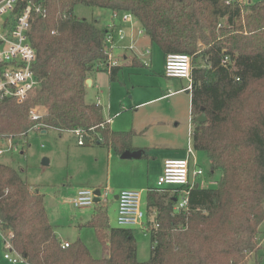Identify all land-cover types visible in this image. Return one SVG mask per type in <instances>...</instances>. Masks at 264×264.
Returning <instances> with one entry per match:
<instances>
[{
    "label": "trees",
    "instance_id": "1",
    "mask_svg": "<svg viewBox=\"0 0 264 264\" xmlns=\"http://www.w3.org/2000/svg\"><path fill=\"white\" fill-rule=\"evenodd\" d=\"M77 6L130 13L164 55L203 62L191 72L192 146L220 178L211 188L191 189L186 212L173 213L172 197L147 193L144 211L156 210L158 223L148 261L137 260L132 230L119 227L110 228L108 257L94 259L79 240L60 247L44 196L0 163V231L12 233L15 250L29 264H244L260 248L264 219V0H44L47 15L29 33L39 86L22 103L0 100V137L35 126L80 128L87 132L85 144L112 147L117 154L130 149L132 133L102 129L101 108L85 102L87 76L106 58L108 29L78 18ZM118 69L107 70L112 81ZM37 107L43 112L31 120L29 110ZM202 113L207 120L199 123ZM88 226L104 244L108 221L101 206Z\"/></svg>",
    "mask_w": 264,
    "mask_h": 264
},
{
    "label": "rangeland",
    "instance_id": "2",
    "mask_svg": "<svg viewBox=\"0 0 264 264\" xmlns=\"http://www.w3.org/2000/svg\"><path fill=\"white\" fill-rule=\"evenodd\" d=\"M238 1L245 5L260 0ZM74 14L78 18L94 19L98 20V22L100 20L99 25H105L106 21H109L111 12L105 9L77 6L74 8ZM238 24L239 21L236 22L235 26ZM152 47L151 56L147 57L150 60L149 68L137 64L122 67L118 75L119 81L116 84L112 83L117 88L114 90V95L110 96L109 84L103 81L99 90L94 87L86 88L85 102L101 106L102 114L105 117L107 115L106 110L102 109L106 104L110 103V98L114 101L120 100L123 96L125 99L122 102L123 104L133 100V94L136 89L133 86L135 82H149L150 84L158 81L161 87H168L167 82L160 80V78H163L158 75V71L162 68L163 56L155 45H152ZM191 62H193L192 67H198L203 64L198 59ZM173 83L178 86L175 89L180 88L182 83L186 85V82L180 80H175ZM138 99H140L139 96L136 97L135 94V100ZM117 111L120 112L119 117H116L111 126L118 122L127 126L125 128H133L131 139L135 140L136 145L146 148V156L141 159L120 160L114 158L112 162L108 163L107 156L101 154L98 162H96L94 146H78L76 138L68 131L51 128L41 130L40 127H34L29 130L24 137H14L12 142L17 146V151L4 152L0 155V163L14 168L32 189L38 190L44 196L48 219L53 224L56 233L71 240L69 238L73 236L74 232L77 233L79 228V230L83 231V237L88 243V247L92 250L94 248L97 250L98 257L101 254L103 255L104 250L94 228L77 225L79 219L90 216L93 213L95 205L86 209L74 207L72 203L74 197L71 195L70 190H67L69 184L67 182H70V177L74 176L76 179L90 174L92 178H90L87 188H98L102 193L106 190L109 191L107 201L102 204L104 206L101 209L105 210L107 207L109 226L118 228L112 207L114 194H119L123 190H139L140 187L144 186L156 189L160 154L155 153L154 150L158 144L166 142L164 140L176 142L183 149L191 145L188 93H180L168 100L152 102L135 110L132 108L124 111L118 109ZM111 113H114V109H111ZM43 131L45 133H42ZM4 144L8 145L5 142L1 145L3 146ZM191 147L195 152V163L203 170V175L198 177L196 183L201 187H213L208 183H217L220 173L213 172L211 174L207 156L203 152L195 151L192 145ZM169 156L180 157L183 154L171 153ZM43 159L49 160V163L43 165ZM95 186L97 188H94ZM146 191H142V203L146 200ZM157 195L164 197L165 200L172 197V194L157 193ZM151 212H147L149 219L153 218ZM131 230L137 245V259L140 262L148 261L150 235L138 228H132ZM259 232L257 239L260 248L244 264H264V219L259 226ZM5 239V235L0 232V264H12L3 257L5 253H9L5 249ZM72 242H75V239Z\"/></svg>",
    "mask_w": 264,
    "mask_h": 264
},
{
    "label": "built area",
    "instance_id": "3",
    "mask_svg": "<svg viewBox=\"0 0 264 264\" xmlns=\"http://www.w3.org/2000/svg\"><path fill=\"white\" fill-rule=\"evenodd\" d=\"M47 11L44 7V0H1L0 1V100H15L22 103L26 100L28 93L39 86V82L33 72V66L37 60V53L30 43L29 33L32 23L38 18H45ZM115 21L124 24L137 23V19L130 13L111 11L109 24L107 25V35L104 39L103 54L105 59L96 68L109 70L118 66V59L115 55L119 50H133V46L119 47V43L125 41V30L116 25ZM224 26L222 22L218 27ZM143 31H139L142 34ZM149 55V50H146ZM192 59L186 54L168 53L164 56V76L166 78L182 79L188 82L185 88L192 91ZM229 63V56H224L221 65ZM43 110L32 108L29 110V118L37 120ZM106 120L101 127L108 124ZM39 127V126H35ZM69 133L76 138L78 146L85 145L87 132L83 129L69 130ZM27 134V133H26ZM20 134V136H26ZM17 137V136H15ZM11 138L0 137V155L4 152L17 151ZM8 143L2 146L1 144ZM6 146V147H5ZM189 156H193L192 147L187 149ZM189 158L185 159H165L162 163L161 173L156 181V189L149 192L172 194L173 213L186 212L188 210V194L193 188L201 187L196 183L198 177L203 175V170L192 164ZM210 186H215V182H209ZM99 190V189H98ZM94 189H79L72 203L77 209H86L95 205L96 198ZM100 203L107 201L109 191L99 190ZM142 191L123 190L117 195V215L116 224L119 228H138L151 236L157 230L158 223L155 216L156 210H152V219H148L142 207ZM5 235V249L9 253L4 254V259L12 264H29L14 248L13 235L9 231H0ZM155 244V241H154ZM153 244V245H154ZM69 244L61 242L62 249L68 248Z\"/></svg>",
    "mask_w": 264,
    "mask_h": 264
},
{
    "label": "crops",
    "instance_id": "4",
    "mask_svg": "<svg viewBox=\"0 0 264 264\" xmlns=\"http://www.w3.org/2000/svg\"><path fill=\"white\" fill-rule=\"evenodd\" d=\"M96 21H98V20H96ZM99 22H100V20H99ZM108 24H109V21L107 20L105 25H101V26L107 27ZM115 24L116 25L120 24L119 27H122L125 30V41L119 43L118 44L119 47H128L129 45H132L133 50H119L118 52L115 53V55L118 59V68L119 69L116 73V78L114 81L111 80L110 73H108L107 70H103V69L95 70L94 72L90 73L86 79V88L87 87H94L97 90H99V88L102 87L103 81L108 82V84H109L108 90L110 92V96L114 95V90L117 89V88H115V85H112V83L116 84V82L119 81L118 75H119V72H120L122 67H129L130 65L137 64V65H140V66L142 65L144 67L149 68L150 60L147 59V57L151 56V52L153 51L152 45H155V44H152L150 39L146 36V34L144 33L142 26H141L139 21H137V23H134L132 25L124 24V23H121L120 21H115ZM139 31H143V33L139 34ZM146 50H149V55L146 54ZM160 52L163 56V64H162L161 70L158 71V75L163 78V79L160 78V80L167 82L168 87H165V88L161 87V84L158 81L157 82H151L150 84H149V82H146V83L145 82H135V84H133V86L136 88L134 91V94H133V96H134L133 100H130L129 102H126L123 104L122 102L125 100L123 96L120 98V100H114V101H112V99L110 98V103L106 104L105 107L102 109V110H104V109L106 110L107 115L104 117V115L102 114V116H103V122H105L106 120L109 121V123L104 125V127L107 128V130H109L111 133H124V132L134 131L133 128H125L127 126L120 124L118 122H116L114 124V126H111V124L116 119V117H119L118 115L120 112L117 111L118 109L124 111V110H130L133 108L135 110L139 107L146 106L152 102H161L163 100H168V99L172 98L173 96L179 95L180 93H188L189 94V117H190V126H189V133L190 134L189 135L191 138L192 131H193V122H192V116H191V92H189L188 90L185 89L188 86V82L185 80H182V79L166 78L164 76L163 65H164V56L165 55L162 53L161 50H160ZM175 80L184 81V82H186V85H184V83H182L181 84L182 86L180 88L175 89L176 87H178V86L174 85L175 83H173V81H175ZM87 81H89V82H87ZM131 85H132V83H131ZM172 87H174V88H172ZM135 94H136V97L139 96L140 99L135 100ZM85 96H86V90H85ZM87 104H89V103H87ZM90 104H92V103H90ZM94 105H96V104H94ZM101 105H102V102H101ZM97 106H99V105H97ZM99 107L101 108V106H99ZM111 109H114V113H111ZM171 110H172V108H171ZM42 133H45V131ZM164 141H166L167 143L166 142H162V144L157 143L158 146L154 150L155 153L160 154V156L158 158L159 159V172H158L157 178L159 177V175L161 173L162 163L165 159H170V158L185 159L188 157L190 162H191V168H194V166L192 164H195L198 168H200V166L195 163V155H194L195 152L192 150V154H193L192 157L189 156L187 153L188 147L192 145V138H191V145L186 146L185 149L181 148L182 146H178V144L176 142H172L170 140H164ZM85 145L86 146H94V148H95L94 149V157H96L95 158L96 162H98V158L101 156V154H105L107 156L108 163L112 162L114 160V158L123 160L120 158V155L124 151L121 154H117L112 147H102V146L88 145V144H85ZM145 149L146 148H144L143 146L136 145L135 140L133 141V139H131L130 149L125 150V151H132L133 152V151L140 150L141 151V157L138 159H141L142 157L146 156V150ZM171 153H173V154L174 153L175 154L176 153H182L183 156H180V157L169 156ZM48 163H49V160H48ZM90 178H92L90 174H87L86 176H82L80 178L78 177L76 179L74 178V176H71L70 180H69L70 182H67V183H69L67 190H70L71 195H73V197L75 198L76 193L79 189H82V188L92 189V188H87V185L90 182ZM94 188H97V187L95 186ZM94 190H98V188L94 189ZM144 190H147L146 191V194H147L149 192V190H151V189L144 186V187H140L139 190H137V191H144ZM36 191L39 193L38 190H36ZM117 195H118V193L116 195L114 194V196L112 197V200H113V204H112L113 206L112 207H113V211H114V215H115V220H116V215H117ZM102 204H104V203L99 202L98 204H95L93 213H95V210L98 206L103 207L104 205H102ZM44 207H45V201H44ZM143 209H144V202H143ZM105 211H106V216H107V207H106ZM93 213L90 216H86L85 218L79 219L78 220L79 222L77 223V225L78 226H80V225L88 226V222L91 220ZM49 223H50V221H49ZM51 225L54 228L53 224H51ZM110 228H113V227H110L108 224V229L103 230L104 234L107 237L104 239V244L102 243L104 253H103V255L101 254L99 257H98L99 254H97V250L95 248H94V250H92L91 248L88 247V243L85 241V239L83 237V235H84L83 231L79 230V228H78L77 233L74 232L73 236L71 238H69L71 240H68L67 238L63 237L61 234L56 233L55 228H54V231H55V235H56V237L60 243L64 242V243H68L71 245V244H73L79 240L88 249L90 255H92V257L94 259H101V258H106L109 255L107 248L109 246L108 234H109ZM130 229H132V228H130ZM94 230H95L96 235L98 237V231L95 228H94ZM73 239H75V242H72ZM149 249H151V239H150ZM149 257H150V253H149ZM138 261L140 262V260H138Z\"/></svg>",
    "mask_w": 264,
    "mask_h": 264
},
{
    "label": "water",
    "instance_id": "5",
    "mask_svg": "<svg viewBox=\"0 0 264 264\" xmlns=\"http://www.w3.org/2000/svg\"><path fill=\"white\" fill-rule=\"evenodd\" d=\"M89 82V81H87ZM207 118H206V115L204 113H202L201 115H199L197 117V122L199 123H204L206 122ZM44 132V131H43ZM141 157V151L140 150H137V151H124L121 155H120V158L123 159V160H128V159H138ZM48 163V160L47 159H43L42 160V164L43 165H46ZM95 195H96V198L94 199V203L95 204H98L100 199H99V195H100V192L99 190H96L95 191Z\"/></svg>",
    "mask_w": 264,
    "mask_h": 264
}]
</instances>
